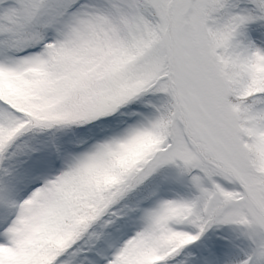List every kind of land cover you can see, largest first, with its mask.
Returning <instances> with one entry per match:
<instances>
[{
  "label": "snow or ice",
  "instance_id": "obj_1",
  "mask_svg": "<svg viewBox=\"0 0 264 264\" xmlns=\"http://www.w3.org/2000/svg\"><path fill=\"white\" fill-rule=\"evenodd\" d=\"M0 264H264V0H0Z\"/></svg>",
  "mask_w": 264,
  "mask_h": 264
}]
</instances>
